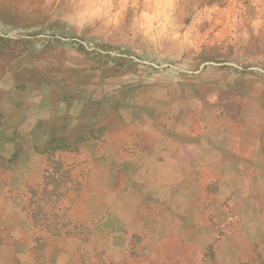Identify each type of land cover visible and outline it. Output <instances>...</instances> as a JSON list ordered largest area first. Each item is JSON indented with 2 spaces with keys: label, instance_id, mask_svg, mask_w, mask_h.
I'll return each mask as SVG.
<instances>
[{
  "label": "crops",
  "instance_id": "obj_1",
  "mask_svg": "<svg viewBox=\"0 0 264 264\" xmlns=\"http://www.w3.org/2000/svg\"><path fill=\"white\" fill-rule=\"evenodd\" d=\"M46 1L39 12L24 1L23 20L38 27L27 35L55 29L74 45L70 64L59 61L57 69L71 105L62 116L80 122L74 144L52 151H86L74 164L93 161L102 169L103 222L120 215V229H127L121 236L151 233L164 245L198 246L216 230L217 247L226 239L264 246V58L160 69L142 52L104 40L113 30L100 23L137 8L143 16L159 0H72L71 17ZM163 4L167 17L176 3Z\"/></svg>",
  "mask_w": 264,
  "mask_h": 264
},
{
  "label": "rangeland",
  "instance_id": "obj_2",
  "mask_svg": "<svg viewBox=\"0 0 264 264\" xmlns=\"http://www.w3.org/2000/svg\"><path fill=\"white\" fill-rule=\"evenodd\" d=\"M24 1L0 0V264H264V246L226 239L217 247L216 230L212 239L185 247L164 245L151 233L126 239L120 215L103 222L102 169L93 161L74 164L86 151H52L79 135L80 122L62 116L71 105L57 69L59 61L70 64L74 45L55 29L29 37L38 27L23 20ZM30 1L35 12L47 2ZM71 1L50 0V8L71 17ZM165 1L145 6L143 16L137 8L95 23L113 30L104 39L112 46L142 52L146 64L160 69L263 60L264 0H175L167 17Z\"/></svg>",
  "mask_w": 264,
  "mask_h": 264
}]
</instances>
